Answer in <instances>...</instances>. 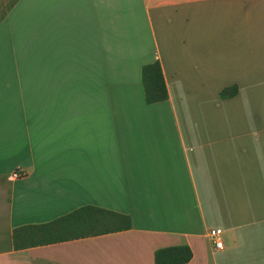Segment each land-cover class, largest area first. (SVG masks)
<instances>
[{
    "label": "crops",
    "instance_id": "1",
    "mask_svg": "<svg viewBox=\"0 0 264 264\" xmlns=\"http://www.w3.org/2000/svg\"><path fill=\"white\" fill-rule=\"evenodd\" d=\"M155 60L168 99L146 104ZM84 205L132 228L14 250V228ZM175 245L185 264H264V0H18L0 22V264H153Z\"/></svg>",
    "mask_w": 264,
    "mask_h": 264
},
{
    "label": "trees",
    "instance_id": "2",
    "mask_svg": "<svg viewBox=\"0 0 264 264\" xmlns=\"http://www.w3.org/2000/svg\"><path fill=\"white\" fill-rule=\"evenodd\" d=\"M18 0H4L0 7V22ZM141 83L146 104L163 102L168 99L167 88L160 62L144 64L141 67ZM237 94V86L223 88L221 99ZM132 228L131 217L127 214L93 205H84L48 222L19 226L12 231L14 250L66 242L81 238L116 233ZM192 258L187 245H175L154 251L153 264H185Z\"/></svg>",
    "mask_w": 264,
    "mask_h": 264
},
{
    "label": "built area",
    "instance_id": "3",
    "mask_svg": "<svg viewBox=\"0 0 264 264\" xmlns=\"http://www.w3.org/2000/svg\"><path fill=\"white\" fill-rule=\"evenodd\" d=\"M20 176V173L15 171L11 174V178H17ZM209 237L212 239V244L215 249H221L222 248V241L219 236L218 230H211L209 233Z\"/></svg>",
    "mask_w": 264,
    "mask_h": 264
},
{
    "label": "rangeland",
    "instance_id": "4",
    "mask_svg": "<svg viewBox=\"0 0 264 264\" xmlns=\"http://www.w3.org/2000/svg\"><path fill=\"white\" fill-rule=\"evenodd\" d=\"M5 1H6V3L8 2V0H5ZM2 3H4V0H0V7H1Z\"/></svg>",
    "mask_w": 264,
    "mask_h": 264
}]
</instances>
